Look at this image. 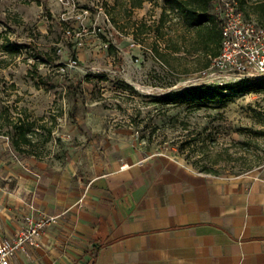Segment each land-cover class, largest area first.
<instances>
[{"label": "rangeland", "instance_id": "1", "mask_svg": "<svg viewBox=\"0 0 264 264\" xmlns=\"http://www.w3.org/2000/svg\"><path fill=\"white\" fill-rule=\"evenodd\" d=\"M75 1L77 13L89 11L82 20L57 0H0V142L13 156L47 160L112 126L163 167L264 173V86L199 109L159 102L248 79L208 74L204 31L189 29L165 0ZM247 1L243 12L264 25L252 13L256 0Z\"/></svg>", "mask_w": 264, "mask_h": 264}, {"label": "crops", "instance_id": "2", "mask_svg": "<svg viewBox=\"0 0 264 264\" xmlns=\"http://www.w3.org/2000/svg\"><path fill=\"white\" fill-rule=\"evenodd\" d=\"M109 128L47 160L0 142V236L14 237L26 215L59 216L11 264H264V173L163 167Z\"/></svg>", "mask_w": 264, "mask_h": 264}, {"label": "built area", "instance_id": "3", "mask_svg": "<svg viewBox=\"0 0 264 264\" xmlns=\"http://www.w3.org/2000/svg\"><path fill=\"white\" fill-rule=\"evenodd\" d=\"M57 1L66 9L72 8L71 13H75L76 19L82 20L89 14L88 10L77 13L75 0ZM241 1L215 0L213 14L221 31V46L220 53L210 58L206 71L210 76L219 73L264 79V26L246 17ZM76 64L74 61L71 66L75 68ZM58 220L59 216L26 215L23 227L14 237L0 236V264H11L16 256L28 255L30 248H39L46 228L58 223Z\"/></svg>", "mask_w": 264, "mask_h": 264}, {"label": "trees", "instance_id": "4", "mask_svg": "<svg viewBox=\"0 0 264 264\" xmlns=\"http://www.w3.org/2000/svg\"><path fill=\"white\" fill-rule=\"evenodd\" d=\"M166 3L177 11L183 23L189 28L203 33L199 35L202 46L211 56L216 57L220 53L221 31L215 15L212 12L215 0H165ZM247 0L241 1V9L245 8ZM144 0H137L133 8H141ZM253 12L264 15V0H256L252 7ZM214 46V49H210ZM8 51H14L6 47ZM209 64L207 65V67ZM264 86V79H243L234 84L224 86L200 85L194 86L174 96H166L159 102L166 104H183L197 109L205 107L209 102H227L236 95H245L259 92ZM25 136V135H23ZM24 142L26 139H23Z\"/></svg>", "mask_w": 264, "mask_h": 264}]
</instances>
